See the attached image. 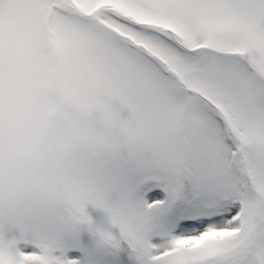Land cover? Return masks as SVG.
Masks as SVG:
<instances>
[{
  "label": "snow or ice",
  "instance_id": "6c2138e0",
  "mask_svg": "<svg viewBox=\"0 0 264 264\" xmlns=\"http://www.w3.org/2000/svg\"><path fill=\"white\" fill-rule=\"evenodd\" d=\"M7 4V8H5ZM30 0H0V26ZM97 67L130 72L156 104L97 153L73 151L46 181L48 209L0 264H80L66 225L91 204L119 229L99 232L134 264H264V0H53ZM98 231V230H97Z\"/></svg>",
  "mask_w": 264,
  "mask_h": 264
},
{
  "label": "clouds",
  "instance_id": "9594fccd",
  "mask_svg": "<svg viewBox=\"0 0 264 264\" xmlns=\"http://www.w3.org/2000/svg\"><path fill=\"white\" fill-rule=\"evenodd\" d=\"M30 0L24 20L0 26V243L48 209L46 181L73 151L97 153L122 141L142 117L150 89L130 72L97 67L80 31ZM7 8V4H5Z\"/></svg>",
  "mask_w": 264,
  "mask_h": 264
},
{
  "label": "rangeland",
  "instance_id": "374dc122",
  "mask_svg": "<svg viewBox=\"0 0 264 264\" xmlns=\"http://www.w3.org/2000/svg\"><path fill=\"white\" fill-rule=\"evenodd\" d=\"M85 211L92 222L91 229L87 224H72L61 231L60 239L67 249L65 255L78 259L80 264H134L126 247L118 251L101 241V231L119 239V229L111 224L107 214L91 204Z\"/></svg>",
  "mask_w": 264,
  "mask_h": 264
}]
</instances>
